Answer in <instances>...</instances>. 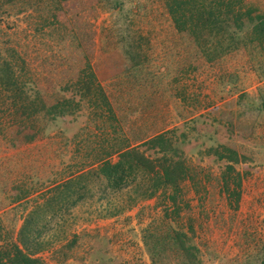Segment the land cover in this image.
<instances>
[{
    "label": "rangeland",
    "instance_id": "1",
    "mask_svg": "<svg viewBox=\"0 0 264 264\" xmlns=\"http://www.w3.org/2000/svg\"><path fill=\"white\" fill-rule=\"evenodd\" d=\"M241 1L264 15V0ZM4 3L0 57L26 88L47 104L78 101L74 83L89 64L115 121L82 100L33 142L0 128V264L13 245L43 264H264V43L249 40L247 22L238 48L210 61L174 28L164 0ZM160 134L185 170L176 193L159 184L148 196L158 182L143 170L120 191L94 175L70 197L54 190L95 170L104 150L112 163L125 146L160 158L143 146ZM221 147L240 160L237 203ZM30 216L37 223L21 235Z\"/></svg>",
    "mask_w": 264,
    "mask_h": 264
},
{
    "label": "trees",
    "instance_id": "2",
    "mask_svg": "<svg viewBox=\"0 0 264 264\" xmlns=\"http://www.w3.org/2000/svg\"><path fill=\"white\" fill-rule=\"evenodd\" d=\"M11 1L0 0L2 3L5 2L4 4ZM164 7L174 28L179 33L191 36L200 47L202 54L210 61L238 48L242 40L241 32L246 25L244 22L248 25L249 40L259 42L260 45L264 43V15L253 16L251 7H246L241 0H164ZM12 54L14 59L16 53L12 51ZM14 67L11 61L0 57V128L4 125L14 127V133L21 138V142L29 143L45 136L52 123L74 116L79 111L82 100H86L95 112H99L107 120L115 121L110 101L89 64L86 66L88 72L83 79L79 78L74 83L78 88L75 92L79 98L78 101L75 98H69L54 104H47L40 96L41 94L33 88L27 89L26 84L20 81V76L16 74ZM112 129L115 131V126L112 125ZM2 131L3 129H0V133ZM143 146L155 150V153L161 157L149 159L136 147L125 146L118 149V160L112 163L108 158L111 153L104 150L102 158L97 159L95 170L81 173L65 181L63 185L59 184L54 190L63 191L67 197H70L75 193L77 184H80L82 180L85 181L87 176L94 175L103 179L109 190L120 191L127 186L131 178L143 170L158 182L151 187L148 196L154 195L159 184L171 186L173 193H176L178 181L185 178V170L180 161L166 157L167 151L172 146L166 136L157 135L143 143ZM221 149L228 156L217 153L219 160L226 159L229 162L225 168L226 172L223 173V185L230 199H234L237 203L239 196L237 189L240 187L241 177L239 173H235L233 165L240 160L238 154L231 149L225 147ZM230 176L232 187L229 184ZM171 198L174 200L173 196ZM75 203L76 200L71 202L72 205ZM36 223L32 216L26 219L21 235L29 232ZM39 235L40 233H37L32 240H36ZM171 240L179 243L185 255L191 257L194 254L195 249L186 247L180 234L174 235ZM21 243L26 246L25 239L21 240ZM12 247V253H7L5 256L7 264H43L39 259L31 258L24 253L18 246Z\"/></svg>",
    "mask_w": 264,
    "mask_h": 264
}]
</instances>
